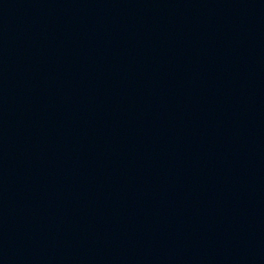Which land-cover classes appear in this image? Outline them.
Returning <instances> with one entry per match:
<instances>
[{
	"label": "water",
	"instance_id": "water-1",
	"mask_svg": "<svg viewBox=\"0 0 264 264\" xmlns=\"http://www.w3.org/2000/svg\"><path fill=\"white\" fill-rule=\"evenodd\" d=\"M0 264H264V0H0Z\"/></svg>",
	"mask_w": 264,
	"mask_h": 264
}]
</instances>
